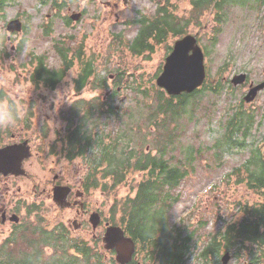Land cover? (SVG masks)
Listing matches in <instances>:
<instances>
[{
	"label": "rangeland",
	"instance_id": "rangeland-1",
	"mask_svg": "<svg viewBox=\"0 0 264 264\" xmlns=\"http://www.w3.org/2000/svg\"><path fill=\"white\" fill-rule=\"evenodd\" d=\"M162 8H167L176 30H181L177 34L168 30L165 37L158 39L148 37V48L141 54L136 52L140 48L136 39L152 21L161 19ZM216 9L214 5L194 9L190 0H128L125 4L123 0H5L0 6V101L22 115L14 124L0 126V136L16 143L29 138L31 157L23 163L26 176L1 179L0 189L4 190L8 182L12 207H16L17 199L23 202L21 222L37 227V218H42L47 229L75 224L78 230L69 229L65 234L73 245L81 242L92 253L88 264H117L115 254L103 248L105 223L125 227L119 222L121 214L118 212L113 220L111 210L117 201L122 203L134 196L145 172L130 168L120 184L103 177L106 163L101 168L93 166L100 155L95 143L103 140L107 145L119 137V148L136 155L155 156L163 143L159 140L170 138L172 144L165 159L187 175L171 192L177 203L165 213L166 234L172 237L169 248L176 246L180 251L182 243L176 237L191 235L182 264H220L224 250L206 259L202 253L215 236L223 234L222 228L241 219L238 202L247 199L250 207L264 206L262 194L238 181V176L247 179L242 166L249 159L250 150L222 144L227 122L239 111L252 117L253 124L247 139L242 132L235 138L238 144L245 141L247 146H255L264 141V90L251 104L240 103L250 83L255 86L264 82V5L258 0H239ZM72 13H81L75 23L67 21ZM10 20H20L22 31L8 32L6 25ZM186 35L196 37L205 54L206 91L189 101L187 115L174 123L168 116L167 122L157 127L154 110L160 90L155 80L174 43ZM68 49L72 67L63 70L59 52ZM78 52L82 58L80 54V58H75ZM41 57L48 73L63 72L61 78H54L52 86L45 84L51 79L49 75L34 82ZM81 59L91 60L94 72L88 84L79 88L76 78L81 73ZM240 74H245L247 81L233 88L230 80ZM119 75L120 81L116 82ZM101 81L105 85L99 86ZM220 82L219 93L209 90L210 85L217 87ZM104 100L101 110L107 112L109 107H115V113L99 114L97 102ZM74 130H78L72 140L75 144L84 145L88 136L95 143L83 148L82 157L70 161L64 154L51 151V147L54 134L59 132L63 133L60 136L66 149L68 132ZM217 143L220 160H216L213 150ZM115 161L120 164L122 156L116 155ZM252 170L258 172L259 167ZM93 173L96 186H84L82 209L76 205L57 208L51 194L54 177L55 182L72 189L69 201L73 202L77 192L83 191L88 174ZM34 187L40 204L29 202ZM18 190L20 193H16ZM41 190H45L42 195ZM32 204L39 206L38 210L27 213ZM97 212L101 223L93 229L88 219ZM43 254L62 262L70 259L72 264H84L76 254L67 250L61 253L51 246L43 248ZM138 261L153 264L144 256Z\"/></svg>",
	"mask_w": 264,
	"mask_h": 264
},
{
	"label": "trees",
	"instance_id": "trees-1",
	"mask_svg": "<svg viewBox=\"0 0 264 264\" xmlns=\"http://www.w3.org/2000/svg\"><path fill=\"white\" fill-rule=\"evenodd\" d=\"M239 2V0H221L220 2L217 0H191L192 5L198 8L207 7L208 5L211 6L212 2H214L216 10L220 9V7L227 3L232 2ZM257 1V0H256ZM259 3H263V0H258ZM5 0H0V6L3 5ZM163 16L159 21L153 24L151 30L147 32L143 37H140L137 40V43L140 44V51L145 50L148 48V37H155V39L164 36L167 31H172L174 34H177L179 30H176L173 21V16H169L167 11H163ZM170 18L171 21H168ZM82 58V54L78 52L75 55V58ZM38 74L34 76V81L37 83L43 76L49 75L51 76L50 80L45 82L46 85H54L55 80L54 78L62 77L63 72L61 70L58 73H48L44 65V58L38 59ZM81 73L76 78V84L80 88L83 85H86L90 80V77L93 75V64L91 60H83L81 59ZM72 66V62L66 61V69H70ZM105 85L104 81L99 83V86ZM206 85L203 86L197 92H194L190 95H182L180 97H166L162 92H158L159 97L156 100V107L154 110V118L159 121L157 127L160 125H164L166 121V117L169 116L171 122L174 123L175 120H179L181 116L187 115V107L189 101L199 95V93L205 92ZM221 89V82L216 87L210 85L209 90L213 93H219ZM200 94V95H202ZM100 102H97V109H100ZM192 112V110H191ZM111 113H115L114 107H109L107 109L106 114L110 115ZM165 116V118H164ZM236 122L233 123L236 127L233 134L228 132L227 134L223 135V143L224 145H228L231 149L234 148L238 143L231 139V136H234L238 132H242L245 136L247 134V130L249 124H252V117H248L247 115L244 116L243 112H239L238 115L235 116ZM80 127V126H79ZM78 134V130H75L69 134V146L67 147L68 150V159L71 160V157H74L73 154H77V156L82 157L84 153V149L87 147H91L94 140H92L91 136L86 137V141L84 145L79 147V143L74 147V140L73 135ZM159 142H163L162 145L158 148L159 153L158 155H151L150 153H139L135 154L134 151L128 152L125 148H119V137H116L112 142L109 144H105L102 140H98L95 143L98 149H100V155L98 158V165L97 168L103 166V163H106V170L103 173V177H108L116 184H120L123 182L125 178V174L128 169H135L140 172H145L144 180L137 184L135 187V192L133 197H128L124 202L118 203L113 206L111 210V216L113 220L116 214L119 212L120 216V224L125 227L126 233L130 235L135 241H139L143 244L144 247L150 249L151 254L156 250L158 251L155 260H157L160 264H182L184 258V251L186 248L188 249L187 245L192 239V236L186 237L184 239H180V235L176 238L177 241L182 243L183 250L177 251L176 246L174 249L169 248L168 241L171 237V234H166L167 231V219L165 213L168 209H170L174 204L177 203L176 198L171 196V192L175 191L177 186L181 183V181L186 177V171L181 170L180 168L171 166L168 161L165 159L166 154L170 151L169 147L172 144V139L164 140L163 138L159 140ZM230 142V143H229ZM97 144V145H96ZM104 144V145H103ZM243 143L240 146H236L237 148L242 147ZM64 148V147H63ZM152 148V147H151ZM236 148V149H237ZM52 149H54L52 147ZM78 149V150H76ZM215 151L216 160L222 159L221 152H220V144L217 143L215 147H213ZM242 150V148H241ZM118 151L120 152L119 154ZM172 152V151H171ZM256 150H251V154L256 153ZM116 155L118 157L122 156L121 163H117L115 161ZM132 159H135L131 162ZM264 165V162H263ZM245 174L247 176V184L250 189L261 192L264 194V168L260 171H251V168L259 167L258 162L252 161L251 159L246 162L242 166ZM260 169V168H259ZM243 171V173H244ZM238 176V174H237ZM95 175L91 174L87 178V186H96L95 182ZM238 181L246 183L245 179H242L238 176ZM105 185H103V189H105ZM120 204V205H119ZM105 220V219H104ZM106 221V220H105ZM121 226V225H120ZM261 228L262 231H259ZM156 234H158L156 236ZM163 236H161V235ZM166 234V235H165ZM156 236V237H155ZM243 236L247 239H255L261 238L264 239V206L260 207L259 209L255 210L254 214L247 219V224L241 223L238 229H232L226 235L227 240L224 242L227 243L228 240L237 239ZM55 238V236H53ZM57 246V245H56ZM163 248L160 250V247ZM144 247H140V253L143 252L145 249ZM212 247L207 248L202 255H208L212 253ZM214 249V248H213ZM167 251V252H166ZM85 258H88L86 253H83ZM173 254V256H172ZM39 255V254H38ZM26 258L30 259L29 256H25ZM172 257V259H171ZM147 260H152V257L147 258ZM154 260V261H155Z\"/></svg>",
	"mask_w": 264,
	"mask_h": 264
},
{
	"label": "flooded vegetation",
	"instance_id": "flooded-vegetation-1",
	"mask_svg": "<svg viewBox=\"0 0 264 264\" xmlns=\"http://www.w3.org/2000/svg\"><path fill=\"white\" fill-rule=\"evenodd\" d=\"M105 101L106 100H104L102 104H105ZM60 135L63 136V133L56 132L54 134L55 143L52 145V147L58 151L59 156L64 154V157L66 156L68 158V150L67 148H63L65 147L66 143L63 141V137ZM24 142H26L27 146L29 147V138L21 139L16 143L15 141H10L5 137L1 138L0 136V149L11 145H20ZM16 178L19 177L13 175H0V181L1 179L17 180ZM53 182V186L58 184V182H55V180ZM36 187H34L32 190V194L30 196L31 200L29 202H36L40 204V198L34 194ZM10 192L11 187L7 182L5 189H0V264H42L44 256L40 254V252H43V248L32 247V244L44 240L55 243V245L59 246L57 248L61 253L66 252V250L70 251L71 255L76 254L78 257L82 258L84 264H88V262L91 260L90 258L92 257L91 252L84 248L85 245L79 244L78 246L80 247L73 246V242L65 238L54 240L40 238V236L43 234V226L45 225V223L39 222L41 218L39 220L37 218V227L33 224L21 222V215L24 212L22 208L23 202L20 199H17L16 207H12V194H10ZM44 192L45 190H41L40 195H42ZM16 193H20L19 190ZM8 194L9 196L7 197ZM38 208L39 206L32 204L27 207V213L36 212ZM225 240H227V238H225ZM211 246L213 247L210 256H215L214 253L219 255L220 252L224 250L221 258H228L226 264H230L233 260L236 264H264V239H247L241 236L237 239L228 240L227 243L222 242L219 246L217 240L213 238L212 242L206 247V249L211 248ZM19 252H32L35 253V255L28 259L25 257L26 254H24L20 258V255L18 254ZM83 253H86L88 258H85ZM17 256L19 257L17 258ZM43 264H72V261L70 259H67L65 262H62V260H57ZM231 264H233V262Z\"/></svg>",
	"mask_w": 264,
	"mask_h": 264
},
{
	"label": "water",
	"instance_id": "water-1",
	"mask_svg": "<svg viewBox=\"0 0 264 264\" xmlns=\"http://www.w3.org/2000/svg\"><path fill=\"white\" fill-rule=\"evenodd\" d=\"M124 4L127 0H123ZM80 14L71 17L73 21L78 20ZM10 33L21 32L22 23L20 20H12L6 26ZM192 54L190 55V53ZM161 74L156 79L158 88L164 90L168 96L176 97L182 94H192L204 83L206 74L203 65V54L197 46L196 40L192 36H186L175 42L172 52L165 58ZM245 82V75L236 76L231 84L236 87ZM264 88V84L251 86L244 101L249 103ZM31 157V152L27 143L11 145L0 150V174L3 176L24 175L22 163ZM71 190L67 187H55L52 191V200L60 208L69 207L67 198ZM93 228L99 223L97 214H93L89 219ZM120 228H107L103 241L107 250H115L116 260L119 264H126L131 259L134 251L133 242L123 238ZM227 257L223 259L226 263Z\"/></svg>",
	"mask_w": 264,
	"mask_h": 264
},
{
	"label": "clouds",
	"instance_id": "clouds-1",
	"mask_svg": "<svg viewBox=\"0 0 264 264\" xmlns=\"http://www.w3.org/2000/svg\"><path fill=\"white\" fill-rule=\"evenodd\" d=\"M22 113L16 111L13 107L0 101V126H9L14 124Z\"/></svg>",
	"mask_w": 264,
	"mask_h": 264
},
{
	"label": "bare ground",
	"instance_id": "bare-ground-1",
	"mask_svg": "<svg viewBox=\"0 0 264 264\" xmlns=\"http://www.w3.org/2000/svg\"><path fill=\"white\" fill-rule=\"evenodd\" d=\"M11 21H12V20H10L9 22H11ZM9 22H8V23H9ZM8 23H7V24H8ZM6 26H7V25H6ZM123 238L126 239L125 237H123ZM130 240H131L132 242L134 241L133 238H131ZM152 259H153V258H152Z\"/></svg>",
	"mask_w": 264,
	"mask_h": 264
}]
</instances>
